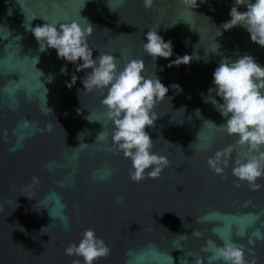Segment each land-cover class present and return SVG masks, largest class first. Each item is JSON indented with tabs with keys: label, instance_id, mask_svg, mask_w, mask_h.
Wrapping results in <instances>:
<instances>
[{
	"label": "water",
	"instance_id": "water-1",
	"mask_svg": "<svg viewBox=\"0 0 264 264\" xmlns=\"http://www.w3.org/2000/svg\"><path fill=\"white\" fill-rule=\"evenodd\" d=\"M234 2L0 0V264H83L65 248L89 228L110 249L93 264H226L215 258L226 243L243 250L244 264H264V173L250 183L232 172L264 146L238 145L219 127L227 117L205 102L224 58L250 55L264 65V46L244 27H222ZM71 21L91 24L94 56L113 53L120 68L143 60V75L169 87L146 129L151 151L168 161L158 177L146 170L139 182L130 178V158L111 142L107 89H83L91 69L41 51L31 32ZM149 29L171 41V57L146 54ZM184 55L187 64L172 63ZM228 146L216 173L208 161Z\"/></svg>",
	"mask_w": 264,
	"mask_h": 264
},
{
	"label": "clouds",
	"instance_id": "clouds-1",
	"mask_svg": "<svg viewBox=\"0 0 264 264\" xmlns=\"http://www.w3.org/2000/svg\"><path fill=\"white\" fill-rule=\"evenodd\" d=\"M238 2L239 0H235L229 13L231 19L222 24L223 29L244 27L254 43L264 46V0H250L244 6V11L236 6ZM151 3L152 0H144L145 7H149ZM57 25L48 22L31 27L40 50L54 49L59 58L75 64L77 71L91 69L82 80L83 89H107L101 103L106 108L107 119L113 124L111 142L125 157L130 158V178L139 182L145 178L143 174L146 170L147 176L158 177L168 161L151 151L153 140L146 129L157 120L153 111L154 103L167 95L169 87L157 75L155 79L143 75V60L131 59L120 68L119 58L113 53L94 56L87 43V37L92 31L90 23L71 21L59 24V28ZM143 48L155 62L157 58L167 59L173 55L171 41H165L158 30L149 29L145 33ZM189 57H177L172 63L179 65L183 60V64H187ZM212 75L213 87L208 91L210 93L214 89L215 97L220 99H208V95L205 102H212L221 116L227 117L226 122L219 127L238 137L237 144L246 146L248 152L259 150L264 146V65L257 63L250 55H243L234 61L224 58ZM174 86L179 87L175 84L170 87L175 89ZM86 119L90 122L98 121L91 119L90 115ZM212 123L217 125L214 121ZM79 137L80 134L77 138ZM231 152L232 146H228L223 152H216L214 158L208 161L210 167L220 173L222 169L218 165L221 163V156L225 157L223 164L226 166L227 156ZM235 164L233 175L251 183L264 173V151H260L258 156L250 155L246 160L238 158ZM34 208L48 211L47 208ZM49 215L53 221L56 219V216ZM59 218L65 219L63 216ZM47 227L41 228V233ZM109 253L110 249L105 242L95 236L94 229L91 228L82 233L77 244H69L65 248L66 255L82 257L83 264H93L98 257ZM215 258L223 259L226 264H244L243 250L231 243L216 249ZM74 264L79 262L74 261Z\"/></svg>",
	"mask_w": 264,
	"mask_h": 264
}]
</instances>
